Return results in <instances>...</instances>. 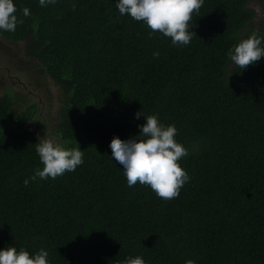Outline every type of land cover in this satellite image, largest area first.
I'll return each mask as SVG.
<instances>
[{
  "label": "trees",
  "instance_id": "16d2710c",
  "mask_svg": "<svg viewBox=\"0 0 264 264\" xmlns=\"http://www.w3.org/2000/svg\"><path fill=\"white\" fill-rule=\"evenodd\" d=\"M249 1L204 0L189 22L197 35L178 47L116 0H14L31 15L0 36L58 88L53 138L85 151L75 171L41 179L36 105L0 100V249L45 248L50 264H264V58L231 69L227 55L254 20ZM138 111L174 124L188 149L191 180L176 198L129 187L111 158V140L146 123Z\"/></svg>",
  "mask_w": 264,
  "mask_h": 264
},
{
  "label": "clouds",
  "instance_id": "9594fccd",
  "mask_svg": "<svg viewBox=\"0 0 264 264\" xmlns=\"http://www.w3.org/2000/svg\"><path fill=\"white\" fill-rule=\"evenodd\" d=\"M55 3L56 0H39L41 7ZM203 3L204 0H116V7L121 15H129L146 24L151 30L150 36L158 32L170 37L172 45L179 47L191 43L195 32L189 31V22ZM22 12L23 17L31 15L28 7ZM23 17H18L14 0H0V31L15 32L18 24L24 23ZM154 55L159 56V52ZM227 55L242 69L254 65L264 58V35L253 32L229 49ZM141 116L146 123L138 125L140 131L135 136L128 139L115 136L111 140V158L122 167L129 187L139 182L149 186L158 197L171 200L178 197L181 188L191 180L179 162L188 155V149L177 141L178 129L174 124L165 125L158 115L144 116L138 111L136 119ZM84 151L65 147L46 133L36 143V152L44 165L36 175L41 179H55L65 172L75 171L84 163ZM48 258L49 252L45 248L35 253L24 248L18 250L12 245L0 249V264H50ZM121 264H146V261L137 255L127 257ZM186 264H195V261L188 260Z\"/></svg>",
  "mask_w": 264,
  "mask_h": 264
},
{
  "label": "rangeland",
  "instance_id": "374dc122",
  "mask_svg": "<svg viewBox=\"0 0 264 264\" xmlns=\"http://www.w3.org/2000/svg\"><path fill=\"white\" fill-rule=\"evenodd\" d=\"M249 8L255 17L248 29L239 34V42L248 37L251 28L264 33V0H250ZM235 66L231 63L230 68ZM9 95L14 110L20 111L36 105L30 130L43 137H56L60 122L58 88L37 60L26 56L23 43L14 44L0 36V100Z\"/></svg>",
  "mask_w": 264,
  "mask_h": 264
}]
</instances>
